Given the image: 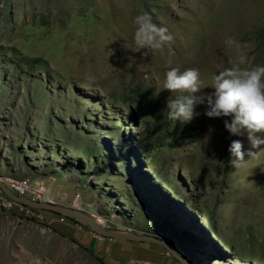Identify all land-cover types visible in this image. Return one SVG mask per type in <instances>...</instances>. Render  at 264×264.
I'll list each match as a JSON object with an SVG mask.
<instances>
[{
  "label": "rangeland",
  "instance_id": "obj_1",
  "mask_svg": "<svg viewBox=\"0 0 264 264\" xmlns=\"http://www.w3.org/2000/svg\"><path fill=\"white\" fill-rule=\"evenodd\" d=\"M144 13L170 41L131 40ZM228 15L234 23L215 39ZM208 31L212 65L196 57L210 47ZM239 55L264 65V0H0V185L11 193L7 183H24L19 198L109 231L154 234L196 264H264V145L230 135L231 118H208L204 104L189 122L166 110L192 95L164 88L171 67L197 69L194 95L204 96ZM233 140L244 145L239 166L230 163ZM32 213L41 218L0 205V264H154L158 255L75 219ZM82 236L95 237L96 250Z\"/></svg>",
  "mask_w": 264,
  "mask_h": 264
},
{
  "label": "clouds",
  "instance_id": "obj_2",
  "mask_svg": "<svg viewBox=\"0 0 264 264\" xmlns=\"http://www.w3.org/2000/svg\"><path fill=\"white\" fill-rule=\"evenodd\" d=\"M136 31L134 41L138 47H159L162 40H171L165 35L166 29L152 23L151 17L144 13L134 19ZM226 43H233L231 40ZM164 88L169 92L192 93L170 99L166 103L167 117L173 121L189 122L194 115L196 105L204 104V115L208 118L230 117L223 126L232 136L246 133L252 148L264 145V65H253L246 55H239L232 66L225 67L213 77L211 89L207 95H194L201 91L199 71L189 68L181 71L171 67L165 73ZM212 129H209V133ZM230 163L239 166L244 160V145L240 140L229 144ZM249 151L247 155H252Z\"/></svg>",
  "mask_w": 264,
  "mask_h": 264
},
{
  "label": "water",
  "instance_id": "obj_3",
  "mask_svg": "<svg viewBox=\"0 0 264 264\" xmlns=\"http://www.w3.org/2000/svg\"><path fill=\"white\" fill-rule=\"evenodd\" d=\"M1 191L10 200L22 204L26 207L33 209H40L48 212H54L60 216L75 219L81 225L88 226L95 234L108 239H114L119 241H131L142 245H150L153 249L157 251L158 255H162L169 264H196L192 259L180 254L175 247L166 241L158 238L156 235H149L147 233L132 231L128 234L117 233L113 231L106 230L99 226L92 218L85 214L76 212L70 209H64L56 207L50 203L46 202H36L27 199L19 198L11 193H9L2 185H0ZM158 248H157V247Z\"/></svg>",
  "mask_w": 264,
  "mask_h": 264
},
{
  "label": "bare ground",
  "instance_id": "obj_4",
  "mask_svg": "<svg viewBox=\"0 0 264 264\" xmlns=\"http://www.w3.org/2000/svg\"><path fill=\"white\" fill-rule=\"evenodd\" d=\"M62 2H65V0H62ZM58 4V3H57ZM59 5V4H58ZM55 7H57V6H55ZM63 7H64V9H66L65 8V6H64V4H63ZM66 13V12H65ZM68 13V12H67ZM66 13V14H67ZM223 13H225V12H223ZM54 14V13H53ZM221 14V13H220ZM60 15V14H59ZM225 16V15H224ZM226 16H227V13H226ZM63 18H64V16H63ZM234 22H232V20H231V16L230 15H228V17L224 20V25H222L221 27L219 26V27H215V32H214V35H215V39H217V38H220V37H222L223 36V34L225 33V29L227 28V27H229V26H231L232 24H233ZM220 25H221V23H220ZM67 26V25H66ZM135 31H136V29L133 31L132 30V28H130L129 29V34H130V38H131V40H134V33H135ZM127 34V33H126ZM212 33H210L209 31H208V33L205 35V38H204V42L206 43V44H208V45H210V47H205L204 45H200V47H199V50H198V48H197V51H196V57L198 58V59H200V58H203V59H208L209 60V62H210V65H212L213 63H215V61H217L218 60V56L215 54V51L212 53L211 51H212ZM118 36V35H117ZM115 40H116V38H115ZM114 40V41H115ZM118 43V42H117ZM110 44V43H109ZM114 45V44H113ZM219 45V44H218ZM217 45V46H218ZM216 46V47H217ZM216 50V49H215ZM209 69H212V67H209L208 68V70ZM210 71V70H209ZM10 184H14V186H21V185H25L24 183H19V182H14V181H11V182H9ZM5 210H10V209H5ZM97 224H99V221L98 220H96L95 221Z\"/></svg>",
  "mask_w": 264,
  "mask_h": 264
},
{
  "label": "built area",
  "instance_id": "obj_5",
  "mask_svg": "<svg viewBox=\"0 0 264 264\" xmlns=\"http://www.w3.org/2000/svg\"><path fill=\"white\" fill-rule=\"evenodd\" d=\"M7 185L10 187L11 193H13L17 197L23 196L24 193L27 191V187L25 185L14 186V184H10V183H7ZM0 200H1L0 205L2 206L3 209H13V210H17L18 212H24L28 217H34L35 219L41 218L39 213L38 214L32 213L33 208H29L22 204L16 203L10 200L9 198H7L6 196L4 197L3 194ZM60 219L63 220V217L60 216Z\"/></svg>",
  "mask_w": 264,
  "mask_h": 264
},
{
  "label": "crops",
  "instance_id": "obj_6",
  "mask_svg": "<svg viewBox=\"0 0 264 264\" xmlns=\"http://www.w3.org/2000/svg\"><path fill=\"white\" fill-rule=\"evenodd\" d=\"M94 238L95 237H90V238H88V237H85V236H82V239L84 240V241H82L81 242V244L82 245H84V246H86L87 248H89V249H95L96 250V248L99 246H97V247H95V240H94ZM113 243H115L114 245L117 247H120V248H122V246H123V242L122 243H120V242H116V241H114ZM112 243V244H113ZM120 243V244H119ZM136 244H138V243H136ZM142 246H144V245H142ZM148 256V258H147V260L149 261V259H153L154 258V256L153 255H147ZM153 261V260H152ZM154 262V264H169V262H167V260L162 256V255H157V257H155V261H153ZM146 264H150L149 262L148 263H146Z\"/></svg>",
  "mask_w": 264,
  "mask_h": 264
},
{
  "label": "trees",
  "instance_id": "obj_7",
  "mask_svg": "<svg viewBox=\"0 0 264 264\" xmlns=\"http://www.w3.org/2000/svg\"><path fill=\"white\" fill-rule=\"evenodd\" d=\"M99 262H100L101 264H103V262H102L101 260H99Z\"/></svg>",
  "mask_w": 264,
  "mask_h": 264
}]
</instances>
